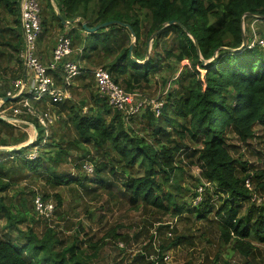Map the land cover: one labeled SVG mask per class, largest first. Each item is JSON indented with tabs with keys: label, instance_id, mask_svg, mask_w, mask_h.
<instances>
[{
	"label": "trees",
	"instance_id": "obj_1",
	"mask_svg": "<svg viewBox=\"0 0 264 264\" xmlns=\"http://www.w3.org/2000/svg\"><path fill=\"white\" fill-rule=\"evenodd\" d=\"M37 1L41 20L37 45L46 39L47 47H52L55 40L51 43V37L64 32L66 25L60 23L50 0ZM54 1L65 19L81 16L89 26L113 19L128 23L136 34L131 55L137 60L145 58L147 39L152 32L171 19L180 23L167 26L156 35L150 56L140 64L132 61L128 52L127 28L111 24L88 33L77 22L67 24L73 25L65 33L71 39L72 49L81 48V72L73 80L83 82L92 67L102 66L115 83L133 91L147 86L157 72L174 73L169 79V75L162 77L161 92L165 94L160 97L163 104L158 115L146 108L126 122L119 111L98 96L95 87L96 93L91 95V105L85 112L83 101L76 105H68V100L48 103L59 106L66 120L63 118L60 128L52 130L50 137L48 133L44 142L43 127L30 118L28 122L37 130L35 142L20 150H0V218L5 219L6 226L17 227L22 216L19 211L11 212L2 193L9 190L13 178L28 172L41 177L53 189L75 184L85 192L100 187L112 195L111 189L116 188L131 208L150 207L173 217L194 213L195 219L207 222L215 217L210 225L217 229L220 243L230 244L244 258L252 257L258 244L264 245V207L253 203L244 214L241 211L245 203L260 195L257 190L264 191V168L253 169L247 161L234 157L231 154L234 145L228 140L231 134L241 143L248 141L254 136L255 125L264 131V53L256 43L250 46L252 37L247 34L245 45L239 48L241 16L245 12L264 15V0ZM19 4L20 0H0V59L12 72V80H20L23 71ZM254 18L245 16L244 20ZM188 33L198 42L205 64L200 62ZM178 67L179 73L175 75ZM9 71L1 72L5 75ZM51 72L61 85L62 71ZM0 88V97L15 91L8 84ZM85 88L90 95L92 85ZM20 100L17 97L5 104ZM137 125L139 130L134 128ZM14 127L0 119V146L27 141V133L15 136ZM66 127L73 134L72 140L65 141ZM2 132L12 140L1 137ZM84 144L91 145L94 153L85 150ZM34 147L37 156L29 158L27 154ZM72 150L82 154L76 158L87 156L79 161L80 168L84 161L91 163V174L82 170L85 175L76 176L60 171L62 162L72 160ZM183 153L189 164L195 162L199 168L200 178L205 181L199 186L201 191L198 188L191 191L180 181ZM7 160L18 169L9 170ZM93 174L91 179L87 177ZM246 178L250 188L244 184ZM88 182L95 187L89 188ZM186 195L194 200L199 195L203 197L190 206L184 200ZM55 197L60 205L57 193ZM17 231L18 237L0 236V264H90V255L82 256L76 242L63 246L52 228L45 227L41 235L31 228ZM180 240L177 238L175 244ZM136 257L139 263L154 264V260L145 261L142 254Z\"/></svg>",
	"mask_w": 264,
	"mask_h": 264
},
{
	"label": "rangeland",
	"instance_id": "obj_2",
	"mask_svg": "<svg viewBox=\"0 0 264 264\" xmlns=\"http://www.w3.org/2000/svg\"><path fill=\"white\" fill-rule=\"evenodd\" d=\"M243 28L248 38H251L252 32H255L256 38L264 40V21L246 19ZM68 30L69 28L62 33H54L53 37L55 38L51 37L52 41L50 42L52 43L56 40V37L68 32ZM47 46H49V43L45 39L39 46L37 45V52L39 54L43 52L41 55L48 53ZM73 51L71 58L79 60V50L73 49ZM84 52L87 54L88 48ZM80 65L82 66V63ZM93 68H91L90 75L86 76L83 82L76 78L72 81V85L69 87L70 97L66 99L68 105H76L83 101L85 103L83 105L84 112L91 105L93 99L91 95L96 93L92 77ZM2 70L9 71L10 69L6 68L4 60L0 59V79L1 81L8 79L5 83L0 82V85L5 86L8 84L9 88L12 87L16 93L19 80H12L10 78L12 72H6L4 75L1 72ZM179 70L178 67L175 75H178ZM173 73L169 74L166 70L157 72L152 76L147 86L136 90L147 97H164L165 91L161 92L162 77L169 75V79ZM89 84L92 85L90 95L88 89L85 88ZM169 87H172L171 83ZM7 95H12V93ZM19 106L18 103L6 105L5 102L0 100V115L19 120L23 117V119L27 118L25 120L31 121L30 118H34L33 116L16 115L13 112ZM37 107L42 109V112H49L52 116V124L47 128L50 137L52 130L60 128L59 124L63 118L66 120L65 112H60L59 106L48 105V103L38 104ZM6 122L15 125L13 132L15 136L23 131L27 133L28 139L23 144L30 142V139L33 140L34 127L32 123H29L28 125L31 126L28 127L15 121ZM134 128L139 130L140 126L137 125ZM254 130V136L244 143L239 142L234 135L230 134L228 141L231 145H234L231 154L234 157H240L242 161H247L253 169H263L264 131L258 125H255ZM67 132H69L68 127L63 130V133L68 137L65 141L72 140L73 134L69 132L68 135ZM1 137L7 139V141L12 140L5 132L1 133ZM84 149L94 153L89 144H84ZM70 154L72 160L70 163L62 162L59 165L60 171L76 176L85 175L82 166L80 168L79 161L87 156L76 158L81 153L74 150L70 151ZM180 158H182L184 167L180 181L185 187L194 191L205 181L200 178L199 168L195 162L189 164V159L185 158L184 153ZM77 159L79 160L77 161ZM8 163L7 160L9 170L18 169V166ZM94 163H96V160ZM45 164H42V167ZM27 173L23 172L17 175L16 179L13 178L14 182L11 183L9 190L2 193L4 202L10 207L11 212L15 214L19 211L22 217L17 227H7L5 219L0 218V236L18 237L17 229L24 231L27 228H31L36 234L41 235L45 227L52 228L63 246L73 241L76 242L82 256L90 255L91 258L88 259L90 264H142L136 259L138 254H142L145 261H149L161 256L163 251H169L172 264H264V245L262 244H258L253 256L248 258H244L241 254L232 250L230 244H221L217 229L210 225L215 221V217H211V220L207 222L195 219L194 213H185L182 217H173L169 214H162L161 211H156L150 207L131 208L126 197L120 195L116 188L111 189L112 195L100 187L96 188L95 191L85 192L75 184L53 189L44 183V180L38 175L34 176ZM93 176L94 174L87 177ZM87 185H89V188L95 187L90 182ZM257 191L256 193H260V195L253 197V201L245 203L241 215L253 203L255 206L264 207V191L260 189ZM55 193L61 199L60 205H57ZM38 195L43 196L44 201H49L54 206V213L50 219L43 220L35 214L32 201ZM200 197L201 195H199ZM184 200L190 206L199 201V199H192L190 195H186ZM177 238H181V240L175 244ZM166 244L168 248H161V245ZM58 246L60 245H57V249H59Z\"/></svg>",
	"mask_w": 264,
	"mask_h": 264
},
{
	"label": "built area",
	"instance_id": "obj_3",
	"mask_svg": "<svg viewBox=\"0 0 264 264\" xmlns=\"http://www.w3.org/2000/svg\"><path fill=\"white\" fill-rule=\"evenodd\" d=\"M20 25L24 29L25 40L24 49L21 53L23 62L26 59L28 65L27 82L21 97L20 106L16 107L13 112L16 115L24 114L33 116L40 127H43V140L48 135V126L52 124V116L49 112H42V109L33 105V101L38 104L50 103L58 104L70 97L69 87L74 77L80 74L81 65L79 60L71 59L73 52L71 39L65 33L56 37L55 44L47 64H44L37 55V38L41 30L40 6L37 0H20L19 4ZM254 20H258L254 18ZM255 32H252L250 46L257 44L259 49L264 53V40L256 38ZM61 70L63 73L61 85H58L51 71ZM94 85L99 97L106 99L108 104L115 110L119 111L126 122L132 117L139 114L146 108H149L156 115L160 113L162 99L160 97H147L138 90L127 91L114 82L110 73L102 66L92 69ZM21 85V79L18 81ZM17 90V91H18ZM15 93V92H14ZM13 93V94H14ZM55 117V116H54ZM27 118L23 117L16 123L29 124ZM37 139V132L34 133L33 140ZM27 156L35 158L37 156L36 148H32ZM82 168L88 174L93 172L91 163L84 161ZM206 185L208 183H205ZM246 187L250 188L249 179L244 180ZM202 188L198 187V191ZM196 199H200L199 196ZM33 210L36 214L44 218H51L54 212V206L49 201H44L41 196L33 198ZM154 264H172L169 251H163L160 258L154 260Z\"/></svg>",
	"mask_w": 264,
	"mask_h": 264
},
{
	"label": "water",
	"instance_id": "obj_4",
	"mask_svg": "<svg viewBox=\"0 0 264 264\" xmlns=\"http://www.w3.org/2000/svg\"><path fill=\"white\" fill-rule=\"evenodd\" d=\"M50 1H51L52 6H53V9L55 11L56 16L60 20V23L63 24V25H67V24H70V23L77 22V23L80 24L82 30L85 31V32H88V33L95 32V31H97V30H99L101 28L107 27V26H109L111 24H115V25L127 28V30L129 31V34H130V43H129V47H128V52L131 55L132 49H133V46H134L135 40H136V34L133 31L132 27L128 23L119 21L117 19H113V20H109V21H104V22L98 23V24L93 25V26H89L87 24L86 20L83 17H81V16H76V17H72L70 19H65L63 17V15H61V13L59 11V8H58L57 4L55 3V1L54 0H50ZM245 16L255 17L256 19H264V15L253 14V13H250V12H245L241 16V18H240V28H241V35H242V43H241V46L239 48H241V47H243L245 45V33H244V28H243L244 17ZM172 24L180 25L179 21H177L175 19H171V20H168L167 22H165L161 27H159L157 30L152 32L150 34V36L148 37L147 43H146V48H145V58L143 60H137L133 55H131L132 61L140 64V63H143L145 60H147L148 57L151 54V45H152L153 39L156 37V35L160 31H162L164 28H166L167 26H170ZM20 29H21V34H22V38H23V41H24L25 40L24 29H23L22 26H20ZM188 35L193 40V43L195 45V48H196L197 54L199 56L200 62L202 64H205L206 61L202 58V56L199 53L198 42L196 41V39L190 33H188ZM215 54L216 53H214L213 57H215ZM27 74H28V65H27V61L25 59L24 62H23V71H22L21 85H20L19 90L16 93L12 94V95H5L3 97H0L1 102H5V101H8V100H14L17 97H19V95L23 92V90H24V88L26 86ZM0 119H2L4 121H15L16 120V118L4 117V116H1V115H0ZM33 132L34 133L37 132L35 127H34V131ZM30 142L25 143V144L16 145V146H0V150H3V151L20 150L21 148L28 146L30 144Z\"/></svg>",
	"mask_w": 264,
	"mask_h": 264
},
{
	"label": "crops",
	"instance_id": "obj_5",
	"mask_svg": "<svg viewBox=\"0 0 264 264\" xmlns=\"http://www.w3.org/2000/svg\"><path fill=\"white\" fill-rule=\"evenodd\" d=\"M73 25H66V27H65V30H67V28H71ZM85 32V31H84ZM85 34V33H84ZM54 45V44H53ZM53 47L54 46H52V47H48L47 49H48V53H45L44 55H41V54H39L38 52H37V55L39 56V58L41 59V61L44 63V64H47V62L49 61V59H50V56H51V53H52V50H53ZM80 49V50H79ZM79 50V52H80V54H81V48H77V51ZM74 52V51H73ZM71 59H73V58H71ZM80 61V60H79ZM53 74V73H52ZM54 75V74H53ZM54 77H55V79H56V76L54 75ZM57 82V81H56ZM57 84L58 85H60V83L59 82H57ZM95 86V85H94ZM0 112H1V109H0Z\"/></svg>",
	"mask_w": 264,
	"mask_h": 264
}]
</instances>
